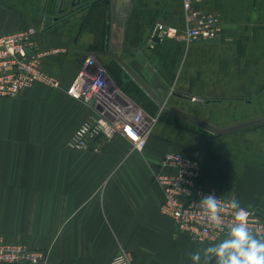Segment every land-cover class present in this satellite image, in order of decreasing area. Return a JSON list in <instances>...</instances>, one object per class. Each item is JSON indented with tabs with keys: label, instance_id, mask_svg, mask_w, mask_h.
Returning a JSON list of instances; mask_svg holds the SVG:
<instances>
[{
	"label": "crops",
	"instance_id": "crops-1",
	"mask_svg": "<svg viewBox=\"0 0 264 264\" xmlns=\"http://www.w3.org/2000/svg\"><path fill=\"white\" fill-rule=\"evenodd\" d=\"M114 1L0 0V33L33 28L61 83L0 100V232L46 264H110L123 252L132 264H192L218 242H194L161 212L156 174L169 151L194 156L201 184L264 218V124L252 126L264 119V0H188L223 27L192 44L151 42L158 22L186 28L187 0ZM88 57L159 115L143 151L121 134L101 151L67 147L92 113L66 92Z\"/></svg>",
	"mask_w": 264,
	"mask_h": 264
},
{
	"label": "built area",
	"instance_id": "built-area-1",
	"mask_svg": "<svg viewBox=\"0 0 264 264\" xmlns=\"http://www.w3.org/2000/svg\"><path fill=\"white\" fill-rule=\"evenodd\" d=\"M186 28L158 22L151 32L154 38H174L187 44L218 40L223 32L220 18L213 12L194 9L185 2ZM30 28L13 33H0V100L14 98L25 90L44 84L52 89L61 88L58 78L48 74L42 64L44 52L40 42L33 37ZM67 94L92 109L91 115L79 126L67 143L72 150H103L113 138L121 134L133 147L143 151L159 121L158 114L144 110L128 93L116 86L105 68L93 57L85 59L81 70L66 90ZM201 162L198 158L169 151L161 160L156 182L162 188L165 199L161 212L174 220L177 229L188 233L196 243L219 242L224 238L227 226L233 221L230 207L222 213L223 224L214 227L208 223L204 212L197 207L209 194L223 203L220 192L205 187L200 182ZM248 215L249 227L257 236H264L263 216L241 205ZM45 252L24 244H13L0 232V264H46ZM110 264H132L126 253L116 255Z\"/></svg>",
	"mask_w": 264,
	"mask_h": 264
},
{
	"label": "clouds",
	"instance_id": "clouds-1",
	"mask_svg": "<svg viewBox=\"0 0 264 264\" xmlns=\"http://www.w3.org/2000/svg\"><path fill=\"white\" fill-rule=\"evenodd\" d=\"M197 207L214 227L223 224L222 213L227 208L234 210V215L220 242L190 254L192 264H264V236H257L249 227V214L241 208L239 200L234 198L225 204L209 194Z\"/></svg>",
	"mask_w": 264,
	"mask_h": 264
},
{
	"label": "water",
	"instance_id": "water-1",
	"mask_svg": "<svg viewBox=\"0 0 264 264\" xmlns=\"http://www.w3.org/2000/svg\"><path fill=\"white\" fill-rule=\"evenodd\" d=\"M130 0H115L114 1V7H121L123 4H125V5H127L128 6V4L130 3L129 2ZM121 19H125V18H123V17H116V18H114V21H120ZM51 20V18H48L47 19V22H49ZM154 41H156V42H160L161 41V39L160 38H154ZM180 95V94H179ZM264 124V119H262V120H259V121H256V122H254L253 124H252V126H260V125H263ZM214 132H217L218 130H213Z\"/></svg>",
	"mask_w": 264,
	"mask_h": 264
},
{
	"label": "trees",
	"instance_id": "trees-1",
	"mask_svg": "<svg viewBox=\"0 0 264 264\" xmlns=\"http://www.w3.org/2000/svg\"><path fill=\"white\" fill-rule=\"evenodd\" d=\"M127 93V92H126Z\"/></svg>",
	"mask_w": 264,
	"mask_h": 264
}]
</instances>
